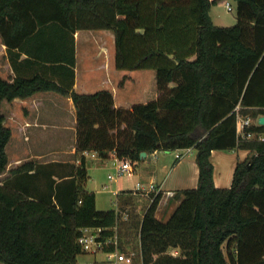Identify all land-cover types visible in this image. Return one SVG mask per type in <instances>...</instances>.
I'll list each match as a JSON object with an SVG mask.
<instances>
[{
  "label": "trees",
  "instance_id": "16d2710c",
  "mask_svg": "<svg viewBox=\"0 0 264 264\" xmlns=\"http://www.w3.org/2000/svg\"><path fill=\"white\" fill-rule=\"evenodd\" d=\"M229 1L237 24L221 27L210 15L218 0H0V36L16 73L12 81L0 77V175L12 138L2 104L39 93L72 99L79 161L52 164L58 171L49 174L52 165L30 161L1 181L0 263L78 264L82 229L114 236L119 213L99 211L86 190L93 161L86 154L140 163L143 152L195 148L198 187L175 193L179 204L166 222L156 216L162 194L149 204L140 220L141 263L264 264V141L240 140L235 113L240 106L254 121L246 132L264 135V0ZM50 28L60 46L30 47ZM83 30L113 31L117 69L155 70L159 98L126 109L109 91L75 92L74 34ZM23 53L21 67L34 69L28 75L18 74ZM235 149L252 156L237 164L230 188H216L211 154ZM42 173L44 192L9 186L13 177L40 181Z\"/></svg>",
  "mask_w": 264,
  "mask_h": 264
},
{
  "label": "crops",
  "instance_id": "0c3cea01",
  "mask_svg": "<svg viewBox=\"0 0 264 264\" xmlns=\"http://www.w3.org/2000/svg\"><path fill=\"white\" fill-rule=\"evenodd\" d=\"M218 1V4L213 6L210 12L213 23L215 19H222V14L214 11V9L223 7L224 10H227L226 4L231 2L229 0ZM223 2H225L224 5ZM221 27H226V25L223 24ZM74 41L76 67L73 89L75 92L89 95L99 91H109L113 94L115 107L126 109L159 98L160 93L155 70L124 71L117 69L116 38L113 31H78L74 34ZM0 55L3 60L0 63V77L12 81L16 77V73L10 63L7 48L3 45L2 39L0 40ZM27 57V54L23 53L21 59H18V74L28 75L34 72V69L30 71L21 67L20 63L26 60ZM2 112L5 116V126L12 131V138L6 148L9 165L7 171L2 175L4 181L9 177L11 170L30 161L45 165L57 163L79 164L75 156L77 116L72 99L53 92L39 93L26 100H15L11 103L4 102ZM34 151H46V153L38 156L33 153ZM30 152H32V159H25ZM196 153L197 151L194 148L192 154L181 161H177L175 157L169 159L168 154L165 152L147 154L137 164L135 170L131 172L134 177H137L136 187L127 190L122 183L118 184L115 194L117 196L122 195V197H118L121 199L118 204H124L123 195L129 194L128 192L133 194L138 184H141L144 189H148L149 184L154 182L162 191H173L175 193L197 188L199 167L196 162ZM251 156L249 150L213 151L211 162L214 166L216 188H230L237 164L247 161ZM87 158L95 162L105 161L97 158L94 154H88ZM110 161L114 166H117L115 159ZM56 179L58 178L56 177ZM13 180L9 182L11 183ZM86 190L89 191L88 188ZM168 200H164L161 205H165ZM178 204L176 205L178 206ZM177 206H174V209ZM146 209H144L143 214ZM159 209H161V206ZM124 210L119 209V207L116 209L117 212H123ZM139 212L142 213V209H139ZM156 216L158 218V211ZM174 251L175 253L172 252L173 255L179 254V250Z\"/></svg>",
  "mask_w": 264,
  "mask_h": 264
},
{
  "label": "rangeland",
  "instance_id": "374dc122",
  "mask_svg": "<svg viewBox=\"0 0 264 264\" xmlns=\"http://www.w3.org/2000/svg\"><path fill=\"white\" fill-rule=\"evenodd\" d=\"M224 4L225 2H223V5ZM230 4L233 6L232 11L224 10L223 7L214 9V11H218L222 14V19H215V25L223 26L224 24L226 25V27H230L237 24L236 8L231 2ZM49 30L50 32L47 33L44 37L40 35L36 38V40H32L29 44L30 47L37 46V42H39L38 45H43V47H58V45L60 46L62 39H60V35H58V32H56L54 28H50ZM2 61V56L0 55V63ZM33 153L38 156H42L46 153V151H34ZM165 153L168 154L167 156H169V159H174L175 153ZM31 157L32 152H30L29 156L25 159H32ZM51 170L58 171V167L56 165H52L51 167L46 169V173L49 174ZM88 174L89 180L87 182L86 188H88L90 192L95 193L97 209L99 211H116V209H118L119 207V209H125L124 211H126L128 215L127 220H122V214H120L121 218L118 225L119 257L132 259L131 264H142L140 258L139 242L140 220L142 218L144 209L149 206L150 201L141 195L125 194L123 195L124 201L122 200L125 203L118 204V201L121 200L118 197H122V195L117 196L115 194L119 183H122L123 187L127 190L134 189L136 187L137 177H134V174L132 173H128L123 177H118L117 166H114L110 160H105L104 162L89 161ZM109 176H112L113 179H110ZM41 177L42 179H40L39 181L38 179L35 180L34 178H29L28 176L22 175L16 177L13 182L9 184V186L13 188L16 187L18 189L29 187L33 190L40 185L41 191L44 192L48 189L49 177H47V175L44 173L41 174ZM2 180L3 176L0 175V182ZM176 204H178V201L174 198H170V200H168L165 205H161V209H158V218L161 221L166 222L174 212V206H177ZM139 209H142V213L139 212ZM173 252L175 253L174 250ZM78 260L79 263H82L84 261H93L95 260V258L90 256H81ZM97 260L105 261L106 257L103 254H98Z\"/></svg>",
  "mask_w": 264,
  "mask_h": 264
},
{
  "label": "built area",
  "instance_id": "2783aa9c",
  "mask_svg": "<svg viewBox=\"0 0 264 264\" xmlns=\"http://www.w3.org/2000/svg\"><path fill=\"white\" fill-rule=\"evenodd\" d=\"M226 8L228 11H232L233 7L230 3L226 4ZM242 109L240 106H237L235 109L236 118H237V135L241 140H254L258 139L260 141H264V135L256 134L252 132H246V128L253 125L254 121L249 116H243L241 113ZM259 124V122H258ZM194 148L180 149L172 151L175 153V159L177 161H181L185 157L192 154ZM88 155V154H86ZM117 164V173L118 177H123L128 173H131L135 170L137 166V162H133L130 159H115ZM110 179H113L112 176H109ZM135 195H143L145 198L149 199L150 202H153L154 199L162 194V198L159 204V207L163 203L164 200H168L170 198H174L175 192L173 191H162L154 182L149 184L148 189H144L141 184L137 185V189L133 191ZM153 195V196H152ZM119 216L122 214V220H127L128 215L126 211L118 212ZM121 218V217H120ZM119 218V220H120ZM114 236L105 238L102 235L101 229L96 228H85L81 230V237L79 239V243L82 246L83 256H93L95 260L93 261H84L78 264H123V263H132V259L130 258H121L119 257V242H118V225L113 229ZM114 245L116 247L115 252H107L105 249ZM98 254H103L106 257L105 261H98Z\"/></svg>",
  "mask_w": 264,
  "mask_h": 264
},
{
  "label": "water",
  "instance_id": "95a60500",
  "mask_svg": "<svg viewBox=\"0 0 264 264\" xmlns=\"http://www.w3.org/2000/svg\"><path fill=\"white\" fill-rule=\"evenodd\" d=\"M258 122H259V125H264V116L260 117ZM146 155H147V153L143 152V153L141 154L142 159L145 158ZM251 164H252V162L249 163V166H250Z\"/></svg>",
  "mask_w": 264,
  "mask_h": 264
}]
</instances>
